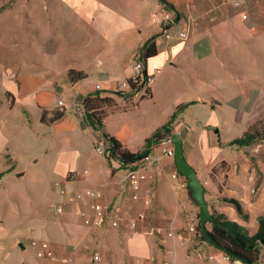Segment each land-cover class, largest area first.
Here are the masks:
<instances>
[{"label":"crops","instance_id":"0c3cea01","mask_svg":"<svg viewBox=\"0 0 264 264\" xmlns=\"http://www.w3.org/2000/svg\"><path fill=\"white\" fill-rule=\"evenodd\" d=\"M162 3L171 8L181 28L189 25L180 17L182 14L201 18L200 26L192 33L189 25L186 39L163 41L159 26L151 21ZM211 11L217 16L216 25H211L208 20ZM47 22L48 35L54 37V42L48 46V64L53 68L47 74L35 72L31 80L24 79L20 85L10 86L11 92H5L4 103H8V110L14 114L6 116L9 120L3 119L0 124V162L3 153L9 151L26 179L31 176L26 168H36V178H33L36 181L32 176L30 178L44 184L45 188L50 187L48 194H52L53 182L59 180L67 187L101 189L104 200L114 204L122 200L123 167L126 169L130 161L122 163L96 156L93 142L102 132L92 127L87 119L76 117L71 102H67L65 110H60L57 100L70 97L81 104L95 90H101V97L109 96L115 100L116 95H112L111 90H116L119 83L130 76L133 58L142 59L143 48L152 37L156 53L142 59L147 72L155 76L149 95L130 102L136 104L134 107L108 115L103 122L105 132L130 152H139L144 149L145 141L168 122L177 106L189 102L192 104L169 123L182 129L178 130L182 145L187 134H195L198 124H204V127L218 124L217 117L210 113L214 111L212 100H222L232 84L229 70L225 68L230 62L214 54L217 47L224 48V45L215 42L212 33L230 25L220 0H48ZM234 49H239L238 43ZM69 70L83 71L88 76L77 83L66 82L63 76ZM168 73L182 77L188 91L165 105L159 104L161 85L169 81ZM8 96H11L10 100ZM57 111H63L64 115L48 123V118ZM43 112L46 113L45 120L41 121ZM127 113H134L136 118L129 116L127 120ZM19 118V126L12 123ZM16 133L18 139L14 143L10 138ZM159 148L157 144L151 155H156ZM185 158L197 173V162L191 157ZM19 161L24 167H19ZM87 161L91 168H82L81 164ZM171 162L166 159L165 163ZM3 164L0 183L7 176L15 182L14 165ZM84 171L87 173L83 174ZM153 179L159 205L157 213L149 219L152 224L162 208L177 209L181 213L185 207L182 193H175L176 201L169 202L164 198L165 194L173 197L168 171L156 170ZM172 187L177 189L173 181ZM132 205L135 210L149 208H143L141 202H132ZM69 212L67 216L57 217L58 221L49 222L38 236L62 252L80 258L83 264H164L172 257L175 264H245L237 259L224 262L219 256L220 250L210 244L205 246L206 242L196 240V234L188 232L186 227L180 228L181 225L177 231L182 233H174L175 238L167 237L164 232L124 238L115 229L86 226L76 214L75 205ZM230 221L243 226L236 216ZM39 222L44 224L43 220ZM91 250L99 252L100 261H93ZM104 254H112L114 258H104ZM210 255H214L213 260L208 259ZM68 259L71 261L67 262ZM63 261L72 263L73 257L68 255Z\"/></svg>","mask_w":264,"mask_h":264},{"label":"rangeland","instance_id":"374dc122","mask_svg":"<svg viewBox=\"0 0 264 264\" xmlns=\"http://www.w3.org/2000/svg\"><path fill=\"white\" fill-rule=\"evenodd\" d=\"M239 1L240 4L236 6L230 0H220V5L229 17L230 25L222 31L212 33L214 41L224 45V48L217 47L214 54L230 62L225 68L229 70L232 82L222 100H212L214 111L210 113L217 117L218 124L209 127L198 124L194 130L196 136L193 133L187 134L182 147L185 156L197 162L198 178L204 186L205 201L210 213L213 211L221 213L227 220L236 216L244 229L253 234L258 228V218L264 216V141L245 147L227 144L249 130H264V0ZM47 10L48 0H0V124L6 116L14 114V111L8 110V103H4V94L11 92L10 86L20 85L24 79L31 80L35 72L47 74L53 68L48 64V46L50 42H54V37L53 34L50 37L48 35ZM180 17L188 22L192 33L201 24V18L197 16L182 14ZM216 17L215 12L211 11L208 18L211 25H216L214 21ZM50 26L54 28L53 24ZM235 43H238L239 49H234ZM67 73L63 79L69 82ZM168 78L169 81L161 85L159 104L165 105L170 99L176 98L179 94L185 95L188 91L182 77L168 73ZM119 86L111 91L119 90ZM11 96H8L9 100ZM74 99L63 97L57 102L61 100L67 105V102L72 103ZM115 100L119 102L117 103L119 108H127L130 107V102L138 99L133 98L130 93H125L121 96L116 95ZM129 116L130 119L136 118L134 113H127L125 118ZM12 123L19 126L20 118ZM167 129L170 130L167 136L178 134V130H182L174 123L167 126ZM10 139H14L13 142L16 143L17 133ZM165 162L166 158H163L160 163L155 162L148 168L149 177L142 194L146 190L150 192L151 204L148 210H145L147 212L145 221L138 224L135 229L124 225L118 228L106 225L103 228L118 230L124 238H131L134 235H157L150 234L152 228H159L166 234L169 231L179 234L182 231H177L178 225L185 228L192 214L199 215V208L190 197L188 187L179 191L172 187L171 174L176 169L175 162L169 165ZM3 163L14 165L15 182L7 176L3 183H0V264H83L80 258L62 252L48 240L38 236L49 222H56L57 217L71 213L69 211L73 210V205L76 210L79 208L77 203L69 202L58 195L54 183L59 180L53 182L52 194H48L50 187L45 188L44 184L34 182L36 168L28 166L27 170L25 169L33 181L31 176L30 179L24 178V173L17 169L18 164L14 163L9 151L3 153L0 169L4 167ZM19 167H24L23 162L21 164L19 161ZM81 167L91 168V164L89 161L83 162ZM123 169L126 170L124 167ZM160 169L168 171L171 180L170 189L173 197L165 194L164 198L169 202L176 201L175 193H182L185 207L181 213L177 209L172 211L162 208L158 219L152 224L149 219L157 213L159 205L153 173ZM123 174L121 180L124 188L123 197L117 203L122 207L124 216L134 217L138 210L132 205L125 172ZM64 186L76 196L87 189H92L105 199L101 189ZM229 199L240 204L241 213L233 203L227 201ZM58 202H63L64 213L67 211L66 214H62L63 216L52 214L50 204ZM41 220L44 224L39 222ZM12 221L21 224L16 225ZM205 226L210 228L208 223ZM195 234L196 240L204 241L200 239L198 230ZM44 236L46 237V234ZM33 240L48 241L50 254L39 255L38 248L31 245ZM208 245L205 243V246ZM90 253L94 262L100 261L99 252L91 250ZM262 254L258 264H264V250ZM68 255L73 257L72 263H64L63 259ZM105 257L114 258L112 254H104ZM175 262L172 257L165 260L164 264Z\"/></svg>","mask_w":264,"mask_h":264},{"label":"built area","instance_id":"2783aa9c","mask_svg":"<svg viewBox=\"0 0 264 264\" xmlns=\"http://www.w3.org/2000/svg\"><path fill=\"white\" fill-rule=\"evenodd\" d=\"M235 3L236 6L240 4L239 0H230ZM151 21L157 24L161 30V39L163 41H168L170 39L183 40L188 37L189 25L181 28L178 25L177 19L171 8L162 3L158 12L152 15ZM155 76L153 73L147 72L144 62L140 57H134L131 65V74L128 79L121 82L118 92L130 93L133 98L141 99L147 97L149 90L153 85ZM57 106L60 110H65L67 106L63 101L59 100ZM71 109L73 114L80 119L86 118V109L83 103L72 102ZM170 136H166L159 143L160 148L156 155H151L153 148L157 145H153L150 148L148 154H146L142 159L135 162L127 163L125 170V180L128 184V189L131 195V201L133 203L141 202L143 208H147L151 204L150 192L146 190L142 194V186L148 181V168L153 163H160L163 158L170 159L174 161V145L172 143L166 142L165 140ZM94 153L100 158H109L110 155V144L101 135L95 139L93 142ZM84 171L83 174H86ZM171 179L173 181L174 188L184 189L187 186L186 180L180 173L174 169L171 174ZM54 186L58 190V195L61 198L67 199L69 202L77 203L79 208L76 210V214L80 216L83 223L94 229L103 228L106 225H111L114 227H120L122 225L135 229L138 224L142 223L146 219L145 209H140L136 212L134 217L124 216L123 209L118 204L108 202L101 198L96 190L87 189L79 195H74L70 192L61 182L56 181ZM50 208L53 215L60 216L64 213V203H52ZM200 225V217L198 214H192L189 218L188 225L186 227L187 231L190 233H196L198 226ZM160 234L161 229L152 228L150 234ZM167 237L175 238L174 232L169 231ZM180 237V235H178ZM32 246H35L39 250V255L50 254V243L46 240H33L31 242ZM220 258L224 262H231V257L224 251L219 252ZM209 260L214 259V255L208 257ZM68 259L67 262H70Z\"/></svg>","mask_w":264,"mask_h":264},{"label":"trees","instance_id":"16d2710c","mask_svg":"<svg viewBox=\"0 0 264 264\" xmlns=\"http://www.w3.org/2000/svg\"><path fill=\"white\" fill-rule=\"evenodd\" d=\"M160 1L164 2V0ZM153 39L154 37L148 40L143 48V60L156 53L155 49L153 48ZM87 76V73L83 71L69 70L67 73V78L70 83H77L79 81H82L86 79ZM100 92L101 90H95L85 98L83 104L86 109V118L89 121L90 125L96 130L101 131L102 136L109 142V159L114 161L117 160L122 163H126L128 161L135 162L142 159L146 154H148L150 148L153 145L166 138V136L168 135L166 133V129L167 126H169V123L176 119L180 113H182L189 105L192 104L191 102H189L177 106L173 114L169 117L168 122L158 128L152 134V136L145 141L144 149L139 152L132 153L124 148L118 140L105 132L103 122L108 115L116 111H125L131 107H134L136 104L130 103V107L119 108L117 102L112 97H101ZM111 94L117 96L124 95L122 92L118 91H113ZM45 115L46 113L43 112L41 121L45 120ZM63 115V111L55 112L48 118V123H52L60 119ZM259 141H264V130L254 129L245 132L240 137L234 138L227 145L245 147ZM227 201L233 203L239 213L242 212L241 206L236 200L229 199ZM207 223L210 225V228H207L205 226L206 237L219 246V248L216 249L224 252L226 251V253L231 257L232 260H239L238 258L243 259V262L245 264L246 262L250 264H258L261 261L264 246H262L260 241L264 237V216H260L258 218V228L257 231L253 234H249L243 226L239 225L236 222L227 220L223 214L215 211L212 212V218L211 220H208L206 224ZM197 230L200 234V239L204 240V238L201 236L200 225L198 226Z\"/></svg>","mask_w":264,"mask_h":264},{"label":"water","instance_id":"95a60500","mask_svg":"<svg viewBox=\"0 0 264 264\" xmlns=\"http://www.w3.org/2000/svg\"><path fill=\"white\" fill-rule=\"evenodd\" d=\"M166 133H170V130L167 129ZM166 142L172 143L174 145V162L176 170L183 176L187 182L188 191L192 200L197 204L199 208V217H200V227H201V236L204 238V241L215 248L219 246L213 241L209 240L205 234V225L208 220H211L212 214L208 208V204L205 201L204 196V186L197 177L195 169L188 163L186 160L182 140L178 134H173L165 140ZM260 243L264 246V237L261 239ZM226 252V251H225ZM242 260L241 258H238ZM246 262V261H245ZM246 264H250L246 262Z\"/></svg>","mask_w":264,"mask_h":264}]
</instances>
